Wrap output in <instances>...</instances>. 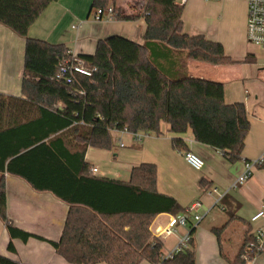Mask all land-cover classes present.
I'll use <instances>...</instances> for the list:
<instances>
[{
  "label": "trees",
  "instance_id": "16d2710c",
  "mask_svg": "<svg viewBox=\"0 0 264 264\" xmlns=\"http://www.w3.org/2000/svg\"><path fill=\"white\" fill-rule=\"evenodd\" d=\"M57 1L0 0V25L24 40L21 97L37 110L32 119L0 128V222L9 236L8 252L15 253L13 239H42L13 227L6 211V174L69 206L59 241L48 242L69 264H195L192 225L187 248L170 259L163 258L162 243L149 230L161 214L184 215L189 222L173 198L157 193L155 166L140 164L131 169L128 182L113 181L92 176L85 153L111 150L113 132L158 136L166 123L171 133L180 136L190 129L196 143L230 164L239 162L250 130L244 105L225 104L222 83L165 65L175 53L213 66L227 65L229 58L221 44L182 32L183 7L174 0H146L141 14L112 9L117 21L143 18V43L119 36L99 40L92 55L74 58L94 70L91 77L76 75L66 83L56 75L59 64L71 59L68 49L27 36ZM108 5L109 0H93L91 10L106 11ZM171 146L187 152L180 137ZM226 199L225 194L219 202L228 215ZM222 230L211 229L219 243ZM252 239L249 232L244 235L231 264H246L244 249ZM0 264L20 263L0 256Z\"/></svg>",
  "mask_w": 264,
  "mask_h": 264
},
{
  "label": "crops",
  "instance_id": "0c3cea01",
  "mask_svg": "<svg viewBox=\"0 0 264 264\" xmlns=\"http://www.w3.org/2000/svg\"><path fill=\"white\" fill-rule=\"evenodd\" d=\"M142 1L140 5L144 4ZM92 2L59 0L51 3L29 28L27 36L51 45H64L73 55H92L97 42L111 36L123 37L139 45L143 43L146 28L143 18L127 22L104 15L96 21L95 12L91 10ZM133 11L129 7L122 9L125 15H132ZM181 20L184 34L202 35L221 44L230 63L213 66L186 61L181 54L175 53L168 56L165 65L175 71L184 69L191 77L222 83L224 103L244 105L250 130L244 141L241 160L230 164L224 155L196 143L190 129L177 136L170 132L168 124L161 123L160 135L147 136L140 142L131 134L113 132L114 147L109 151L88 148L85 162L90 170L96 169L92 176L119 182H128L131 169L140 164L154 165L157 193L173 198L185 210L199 203L202 217L195 225L188 214L186 226L176 227L175 232L162 241V255L170 253L192 225L195 228L192 235L195 264H231L241 248L244 235L247 232L251 235L259 225V222L251 223L250 219L264 200V168L254 169L244 184L231 189L244 170V162L256 160L264 153V86L250 83L249 89L247 82L231 81L227 75L230 64L253 56L245 41V0L240 3L234 0H189L183 7ZM23 59L24 40L0 25V128L6 122L18 123L37 115L36 107L21 97ZM177 137L183 140L187 152L194 153L204 162L200 171L186 164L184 151L172 149L171 140ZM214 189L216 193H211ZM5 193L6 211L13 227L42 240L29 238L22 242L13 239L15 253H9V236L0 222V256L20 264H69L48 243L59 241L69 206L48 192L34 191L23 179L8 174L5 175ZM225 194L231 219L219 202ZM172 217L167 214L155 217L149 228L151 234L164 228ZM234 222L241 226L236 236L231 234ZM212 228H223L220 243ZM140 264L149 263L143 261ZM251 264H264V253Z\"/></svg>",
  "mask_w": 264,
  "mask_h": 264
},
{
  "label": "built area",
  "instance_id": "2783aa9c",
  "mask_svg": "<svg viewBox=\"0 0 264 264\" xmlns=\"http://www.w3.org/2000/svg\"><path fill=\"white\" fill-rule=\"evenodd\" d=\"M189 0H174V3L178 7H184ZM209 2L212 0H203ZM246 3V24H245V39L248 44L255 46L264 52V0H245ZM104 15L109 18H113V11L108 8L106 11L96 10L94 19L99 21ZM71 54V53H70ZM76 55L71 54L70 60L62 61L58 66L56 78L64 79L66 83H69L73 76H83L90 78L93 71L86 68L82 63H77L74 58ZM135 141L140 142L145 137L144 134L132 135ZM123 145L120 144V147ZM184 160L186 164L195 171H200L204 162L194 153L188 151L184 153ZM264 162V153L256 160L250 162H244L243 172L236 178L232 184L231 189H235L237 186L244 184L252 175L254 169H258ZM91 173L95 174L96 169H91ZM211 193H216V190H212ZM200 204L194 203L186 210V214H191L192 224L197 225L202 217L199 214ZM251 223H258L259 225L254 229L252 235V241L245 245L244 257L246 264H251L253 260L260 254L264 253V200L261 202L259 209L250 219ZM187 224L186 216L179 215L172 217L168 224L164 228H158L152 233L153 237L162 243V241L171 236L175 232V228L185 227ZM189 241V235L187 234L179 241L175 248L168 254L163 255V258L170 259L172 256L181 252L187 248Z\"/></svg>",
  "mask_w": 264,
  "mask_h": 264
},
{
  "label": "rangeland",
  "instance_id": "374dc122",
  "mask_svg": "<svg viewBox=\"0 0 264 264\" xmlns=\"http://www.w3.org/2000/svg\"><path fill=\"white\" fill-rule=\"evenodd\" d=\"M141 1L142 0H109V5L111 6L110 7L111 9L114 8L115 10H122L124 7L126 8L129 7L130 10H134L132 14H139V13L141 14L146 0L142 1L144 2L143 5L139 4L141 3ZM234 1L238 3L243 2V0H234ZM247 45H249L250 48L252 49L253 56L249 58L248 60L237 61V62L230 64V72H228L227 75H229V78L231 81L247 82L248 87L250 83L264 86V52H262L260 49L248 43ZM204 66H209V65H204ZM195 77L198 78V76H195ZM249 89H251V85ZM5 104L6 103H4V105ZM191 221H192V218H191ZM240 228L241 226L239 223L237 222L232 223L231 234H235V236L239 235L238 229Z\"/></svg>",
  "mask_w": 264,
  "mask_h": 264
}]
</instances>
